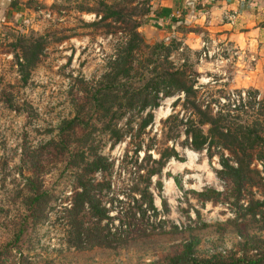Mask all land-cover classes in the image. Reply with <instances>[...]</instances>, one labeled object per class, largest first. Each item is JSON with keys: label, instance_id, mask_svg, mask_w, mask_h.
<instances>
[{"label": "rangeland", "instance_id": "obj_1", "mask_svg": "<svg viewBox=\"0 0 264 264\" xmlns=\"http://www.w3.org/2000/svg\"><path fill=\"white\" fill-rule=\"evenodd\" d=\"M104 1H114L124 9L125 19L138 20L139 32L147 43L167 38L168 45L173 34L179 41L176 50L170 45L168 59L163 53L144 72H166L172 67L170 61L179 67L185 60L197 73L199 94L205 98L214 94L215 109L223 112L230 103L240 102L257 107L264 101V89L241 82L237 72L245 68L235 65L237 50L217 33L195 24L190 31L163 26L158 18L164 16L161 0ZM175 2L174 16L166 14L170 22L183 17V0ZM85 9L102 11L103 7L98 0H0V264H165L191 239L198 241V257L222 252L229 257L227 262L240 257L264 264V208L257 204L264 200L259 178L264 176L262 163L252 162V179L244 180L238 193L232 181L218 173L222 169L220 156L231 159L227 150L217 148L208 156L206 150L190 149L184 143L181 126L175 127L174 138L166 140L169 126L180 124L185 116L182 94L162 99L136 153V123L143 114L138 107L132 108L133 128L113 145L107 135L97 131L101 122L88 128L105 141L100 152L114 161L116 186L126 185L129 175H134L132 164L135 160L140 163L147 153L158 159L157 151L166 146L177 151L178 158L169 159L160 175L152 177L150 189L158 215L148 227L154 226V234H132L127 244L108 249H77L68 242L71 228L62 209L70 206L74 188L70 179L73 172L65 167L69 153L62 144L74 151L80 134L75 130L61 134L63 122L77 111L87 117L89 125L98 119L91 117L88 109L82 110L77 101L84 83L98 79L108 61L115 58L127 25L110 21L108 26H87L98 17ZM38 36L45 44L42 56L31 68L19 70L21 39ZM135 81L133 87H138L141 82L138 78ZM169 115L174 117L164 122ZM129 117L125 114L118 127H125ZM150 143L153 148L146 150ZM35 191H47L50 199L42 218L37 205L27 208L28 198ZM210 191L218 195L209 199L199 196ZM161 230L167 232L161 234Z\"/></svg>", "mask_w": 264, "mask_h": 264}, {"label": "trees", "instance_id": "obj_2", "mask_svg": "<svg viewBox=\"0 0 264 264\" xmlns=\"http://www.w3.org/2000/svg\"><path fill=\"white\" fill-rule=\"evenodd\" d=\"M98 4L103 7L102 11L85 9L87 12H94L98 17L97 21L86 23L87 26L96 27L101 24L108 26L110 21L121 23L123 21L127 25L122 37L123 41L115 49V58L108 61L106 71L98 79L92 78L90 82L84 83L82 95L77 101L82 110L88 109V114L98 119L89 125L87 117L81 111H77L73 117L63 122L64 128L61 134L71 130L80 134L74 151L66 144H62L69 153L65 167L68 166L73 172L70 179L74 188L70 197V206L68 208L64 206L62 211L65 213L66 225L71 228L68 232V242L77 249L96 246L107 249L116 248L127 244L133 238L130 237L132 234L141 232L142 237L154 234V226L148 227L150 222H156L158 215L150 189L152 177L160 175L169 159L178 158L177 151L173 147L166 146L162 152L157 151L158 159H152L147 153L140 163L135 160L132 164L134 175L132 177L129 175L125 186L121 184L117 187L112 177L114 161L100 152L105 141L98 139L92 129L88 130L91 126L97 127V124L101 122V127L97 131L107 135V139L112 141L111 145L120 142L128 129L133 128L135 124L133 121L135 116L132 115L135 111L132 108L138 107V112L140 110V113H143L136 123L137 129L134 136L138 141L134 142L135 153L142 148V135L152 124L154 110L162 99L182 94L185 116L183 120H180V124L173 122L169 126V132L165 134L166 140L174 138L175 127L181 126L184 143L190 149L206 150L208 156H211L217 148L227 150L231 159L220 156L219 163L222 169L218 170V173L229 178L233 186L237 187L238 193H240L241 183L252 179L251 174L255 170L251 168V164L254 160H259L264 169L263 100L257 107L251 103L244 105L240 102L238 105L230 103L227 105L229 109L223 112L215 109L214 94L206 98L199 94L197 73L185 60L179 67H174L170 61L172 67L166 72H155V75H152L146 71L149 74L147 75L144 70H147L155 60H159L163 53L164 58L168 59L171 54L170 45H173V50H176L180 44L179 41L175 40L173 34L168 45L167 38L162 42L149 44L139 32L141 23L136 19H125L124 9L114 1L98 0ZM151 13L155 11L151 9ZM184 15L185 19L181 16L173 20L170 25L172 30L176 28L184 30V26L189 25L193 12L189 13L185 10ZM40 40H42L41 36L21 39L20 55L17 56L19 70L31 68L39 61L45 48V44H42ZM137 78L141 83L138 87H133L137 83L135 81ZM239 98L241 100V96ZM231 106H233L232 110ZM125 114L131 117L125 127H118V121L125 118ZM173 117L174 115H169L164 122ZM62 142L66 141L62 140ZM57 145L60 147L59 144ZM149 148H153V144L150 143L145 147L146 150ZM259 178L264 185V176ZM156 185L160 188V181H157ZM210 192L209 195L199 193V196L209 199L218 195L217 191ZM49 200L47 191H35L28 198L27 208L37 205L38 215L42 218ZM257 204L264 208V200ZM112 212L114 215H110ZM166 232V230L160 231L161 234ZM20 233L21 230L15 235V242L18 241ZM197 242L191 239L182 244L181 251L169 257L165 264L255 263L240 257L230 258L227 262L226 259L229 257L222 252L198 257L195 249Z\"/></svg>", "mask_w": 264, "mask_h": 264}, {"label": "crops", "instance_id": "obj_3", "mask_svg": "<svg viewBox=\"0 0 264 264\" xmlns=\"http://www.w3.org/2000/svg\"><path fill=\"white\" fill-rule=\"evenodd\" d=\"M161 1L160 11L164 16L158 18H161L163 26L169 27L174 18L170 22L166 14L174 16L177 2ZM185 10L192 11L193 16L184 29L188 30L195 24L231 43L237 50L235 65L245 68L237 72L241 75V82L264 89V0H183ZM157 23L160 24L159 21Z\"/></svg>", "mask_w": 264, "mask_h": 264}, {"label": "built area", "instance_id": "obj_4", "mask_svg": "<svg viewBox=\"0 0 264 264\" xmlns=\"http://www.w3.org/2000/svg\"><path fill=\"white\" fill-rule=\"evenodd\" d=\"M229 18H232V17H229Z\"/></svg>", "mask_w": 264, "mask_h": 264}, {"label": "bare ground", "instance_id": "obj_5", "mask_svg": "<svg viewBox=\"0 0 264 264\" xmlns=\"http://www.w3.org/2000/svg\"><path fill=\"white\" fill-rule=\"evenodd\" d=\"M166 190V189H165ZM168 192V191H167Z\"/></svg>", "mask_w": 264, "mask_h": 264}]
</instances>
